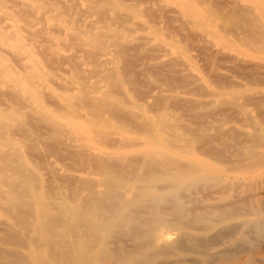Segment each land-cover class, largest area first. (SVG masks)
I'll list each match as a JSON object with an SVG mask.
<instances>
[{
  "label": "rangeland",
  "instance_id": "1",
  "mask_svg": "<svg viewBox=\"0 0 264 264\" xmlns=\"http://www.w3.org/2000/svg\"><path fill=\"white\" fill-rule=\"evenodd\" d=\"M1 126L0 153H7L0 154V168L8 169H0V180L5 175L18 183L13 169L36 178L34 185L20 184L25 199L36 204L52 195L70 210L71 222L87 205L80 202L87 192L100 194L104 179L114 181L88 174L93 159L102 156L117 171L148 152L194 163V177L180 188L187 208L203 218L220 210L241 214L209 232L211 242L220 241L212 258L264 264V0H0ZM173 143L184 152L168 147ZM236 160L244 166L240 172ZM83 180L95 185L82 182L86 189ZM8 192L0 185L3 209ZM9 209H0V263L19 264L13 258L25 254V264H38L40 255L48 260L57 246L21 244L24 235H34L11 220L15 209ZM254 220L261 224L258 236L241 226ZM230 225L240 232L232 241ZM226 248L239 250L238 260L228 263Z\"/></svg>",
  "mask_w": 264,
  "mask_h": 264
},
{
  "label": "bare ground",
  "instance_id": "2",
  "mask_svg": "<svg viewBox=\"0 0 264 264\" xmlns=\"http://www.w3.org/2000/svg\"><path fill=\"white\" fill-rule=\"evenodd\" d=\"M251 29H253V28H251ZM246 32H248V30ZM249 32H250V30H249ZM97 44L98 43H96V45ZM25 105H24V107H25ZM19 107H20V105H19ZM94 110H95V108H94ZM112 112H114V111H112ZM1 128H2V126L0 127V129ZM53 130H54V128H53ZM61 130H62V132L64 131V129H61ZM61 134H63V133H61ZM64 134H66V132ZM108 137H110V136H108ZM175 138H177V137H175ZM174 144H176V143H173L168 147L175 148L177 146L176 149H178V151L180 150V152L182 153V151H183L182 147L184 145H179V147H178V145L175 146ZM118 146H120V145H118ZM118 146H115V147H118ZM121 146H122V144H121ZM104 147H106V145ZM120 147H118V148H120ZM85 148H87V147H85ZM186 148L187 147H185L184 149H186ZM79 149H80V147H79ZM81 149L83 150L84 148H81ZM83 151H86V149ZM249 152H250V150L248 149V153ZM3 153L6 154L7 152L5 151ZM3 153L2 154L0 153V154L4 155ZM158 153L159 152H157V154ZM79 154H81V153H79ZM88 154H89V152H88ZM155 154H152V152L151 153L148 152V153L143 154V155L141 154L142 156H140V158L138 157L139 156L138 155L137 157L139 159H136L134 161L131 160L132 161L131 163H129L130 162L129 160H128L129 162L126 160L128 162L127 165L125 164L127 162L121 163V161H120L121 159H120L119 160L120 164L121 165L125 164V165H123L125 167L123 168V166H122L123 169L118 168V169H121L118 171H117V169L114 170L112 168L113 166L111 164H110V167L107 166V164L109 165V163L103 162V159H101L102 156H101V158H96L97 160L93 159L94 164L90 163V166H91V164H92V166H94L93 169H91V171H93V172L90 173L88 171V174H94L95 175L97 173V174H101L104 176L111 175V176H113L112 178L114 179V181L113 182L105 181V179L103 178L104 179L103 181L105 183L103 182L104 183L103 184L101 182L102 183L101 186L104 185L105 191L103 190V192H100V194H97V193H95V191L90 190L89 195L87 192L86 200L85 199L83 200V197H82L83 201L80 200V202L82 204L85 203L84 201L88 200V202H86L87 205L83 204L82 207L79 206V207H81L80 212L78 214L73 213L74 216L72 218V220H73L72 222L69 221L70 216L65 217V216H67L66 214H69L70 210H66L67 209L66 206H65L66 209H64L61 204L58 205L56 203V198L54 196L52 197V195L47 197V198H44L45 200L43 198H41L40 200L36 201V204H33L31 201H28L25 199L27 197L25 194V189L21 190L22 186H20V184L23 182H25V183L29 182V183H27L29 185H31L32 183L36 184V181H37L36 178L28 177L26 175L24 176L22 174L23 172H20V170L17 171L14 169L11 171L12 172L15 171L16 177L19 176V177H17L19 179L18 183H17V180L14 181V180L10 179V177H6L5 175L3 177L1 176L0 185L5 186V188L7 187L8 191H9L8 192L9 198L7 199L6 205H4V206H7L6 207L7 210H8V208L11 209V207H14V209H15V210L13 209L14 215L12 214L13 216L12 215L10 216V218L12 217L11 220H13L14 222L15 221L18 222L20 225L21 224L24 225L25 226V227H23L24 233H25V231H27L26 233L31 232L34 235V237H32L34 239H31L30 235H29V238H27V234L24 235L25 237H23L24 238L23 240L19 239L20 237H18V239L21 240L20 242H22L21 244H24V243L27 244L26 241L28 239L31 242L33 240L34 243H36L37 241H38V243H39V241L46 242V246L48 244L55 245V247L57 246L53 255L48 256V254L46 253V256L48 258V260H46V261H44V259L41 257L42 255L37 254L36 256L40 255V257H38L39 260H37L38 264H62V263L73 264L74 261H78L81 264H128V263L130 264V262H135V264H156V262H158L160 260H162V263H163V261H166L168 259H174L173 262L170 261L171 262L170 264H212L214 261H216L214 263L217 264L218 260L213 259L212 258L213 256L210 255V252L213 249V247H215L217 245L218 240L214 239L215 241H217L216 243L211 242L212 240H210L211 237L209 238V232L211 231V229L214 227L215 224L227 223L229 220L239 219V217H241V214H239L235 210L232 211L231 213L225 212L224 210L223 211L220 210V211H217L213 215V217H207V218L204 217L203 218V216L199 217V216H196L197 214L194 215L192 210H189L187 208L188 203L185 201L186 196L183 195V193L180 191L182 184L185 183L187 180H189L191 177L192 178L194 177L193 175L197 171L195 169V167L193 166L194 163H191L192 164L191 165L190 162H186L187 160L184 161L186 163H183V162H181L180 158H178L177 156L171 158V157L162 156V154H160V153H159L160 155H158V156ZM219 154H220V152H219ZM82 155H84V157H85V154L82 153ZM242 155H243V153H242ZM86 156H87V154H86ZM5 157H6V155H5ZM98 157H100V156H98ZM240 157H244V156L239 155V158ZM103 158H104V156H103ZM255 158H257V157H255ZM80 159L82 160V158H80ZM98 159L99 160L101 159V161H98ZM104 160H105V158H104ZM111 161H112V159H111ZM252 161H254V160H252ZM14 162L15 161H13V163ZM85 162H86V160H85ZM223 162H225V160ZM82 163H83V161H82ZM222 163H220V164H222ZM230 163H231V167H232V162H230ZM237 163L238 164H236V163L235 164L238 166L239 171L237 170V166H233V167H235L237 172H240L239 167L241 168L244 166L242 165V163L239 164L238 161H237ZM114 164L116 165V162H114ZM120 164L118 163V165H120ZM215 164H216V162H215ZM224 164H227V163H223L222 165H224ZM228 165L230 166V164H228ZM83 166H84V164H83ZM2 167L0 169H2L3 171L8 169L7 167H6L7 169L5 167H3V168ZM119 167H121V166H119ZM222 167H224V166H222ZM116 168H117V166H116ZM81 169H82V167H81ZM205 169H207V168H205ZM207 170H209V169H207ZM242 170L243 169L241 168V171ZM11 171H8V172H11ZM27 172H29V171H27ZM101 175H99V176H101ZM104 176H102V177H104ZM205 178H207V177H205ZM205 180H207V179H205ZM214 180H215V178H214ZM38 181H40V180H38ZM80 182L82 183V182H86V181L83 180ZM81 183L79 185H81ZM86 183H89V181H87ZM86 183H82V184L84 185ZM91 183L92 182L90 180L89 185ZM34 184H32V185H34ZM61 184H63V183H61ZM127 184L134 185L135 186L134 191L125 188V185H127ZM69 185H71V183ZM83 185H81L82 188H83ZM94 185H95V183L93 182L92 186H94ZM40 187H42V186H40ZM62 187H63V185H62ZM75 187H77V186H75ZM33 188L34 187H32V189ZM67 188H69V186ZM84 188H86L85 185H84ZM184 188L186 189L185 186H184ZM184 188H182V190ZM52 189H54V188H52ZM69 189H71V188H69ZM88 189H90V188H88ZM17 190H21V191L17 192ZM196 190H199V189L197 188ZM34 191H32V192H34ZM50 191H51V189H50ZM75 191H73L72 197L76 193ZM67 192H69V191H67ZM44 193H45V191H44ZM53 195H55V194H53ZM56 196H58V195H56ZM75 196H77V195H75ZM84 197H85V195H84ZM1 199H3V198H0V200ZM73 199L76 200L75 198H73ZM69 200H70V197H69ZM72 201L73 200H71V202ZM192 203H193V199H192ZM79 205H80V203H79ZM222 206H224V205H221V207ZM2 207L0 206V209L3 212V210L5 211L6 208L3 209ZM72 207L74 208V206H72ZM229 208H231V207H229ZM236 208H237V206H236ZM240 208H238V210H240ZM51 209L55 210L56 213L59 212L58 216H57V214L56 215L51 214L50 213ZM233 209H235V208L233 207ZM7 210H6V213L9 214L10 211L8 213ZM217 210H218V208H217ZM3 214H4V212H3ZM209 214H211V213H209ZM62 215H64V216L61 219L60 217ZM254 216H257V215L254 214ZM240 222H242V221H240ZM249 224L250 225L247 226L246 224L243 223L241 226L246 227L248 230H250L251 233L254 232V233H256V235H257V233H260V231H262L261 230V224L258 223L256 220L252 221ZM3 226H5V225H3ZM241 226H238V227H241ZM230 227H231V225H230ZM230 227H229V229L231 231V228H233L234 225L231 228ZM6 228H8V227H6ZM9 228L11 229V227H9ZM75 228L79 229L80 233H81L80 235H78L76 237H74L75 235L74 236L72 235V233L75 232V231H73ZM234 228H233V232H230L231 238L229 239V241H232L233 237L235 235H237L238 233L240 234V232L234 231ZM225 231L226 230H224V232ZM15 233L18 234V231H16ZM0 234H2V233L0 232ZM221 234L219 235V237L221 236ZM224 234L225 233H223V236H224ZM10 235H11V239L14 240V238H12L13 237L12 233ZM228 235H226V236H228ZM35 236H36V238H35ZM69 237H72V239H73L71 242H69L67 240V238H69ZM213 238H215V237H213ZM0 239H2V238H0ZM224 239H225V237H224ZM245 239H246V237H245ZM252 239H251V241H252ZM12 240H11V242H12ZM3 241L5 242L7 240H3ZM0 244H1V242H0ZM12 245H13V242H12ZM36 245H39V244H36ZM235 245H237V244H235ZM16 246H17V243H16ZM19 246H21V245H19ZM24 246L25 245H23V247H21V248L24 249ZM238 246H241V245L238 244ZM238 246H236L235 248H237ZM37 248H40V247H37ZM34 249H35V246H34ZM48 249H46V250H48ZM226 250H227V248L225 249V253H227V254H225L223 252V250L220 252V254L221 253L225 254V258H227V261L229 259L228 263L230 262V259H232V258H235L234 260L237 259L236 257L239 255L238 254L239 250L237 251V253L230 252V251H229L230 252L229 253L228 251L226 252ZM18 252L19 251H17V253ZM76 252H80V255L78 257H74V254ZM0 253H1V249H0ZM14 253L16 254V252H13L12 254H14ZM7 254H8L7 256H9V257L10 256L14 257V255H11L9 252ZM49 254H50V251H49ZM5 255H6V253H5ZM213 255L215 256V254H213ZM217 255H218V253H217ZM221 255H219V256H221ZM21 257L19 259V257L16 256V258H13V260L15 261L18 258V261L20 260L22 263V260H23L22 264H25L24 263V262H26V260H24L25 257H24V259H23V257L22 258ZM2 258H0V259H2ZM6 258H8V257H6ZM211 259H213L214 261L212 262ZM216 259H219V258H216ZM234 260H232V261H234ZM1 261L2 260H0V262ZM20 261H19V264H21ZM227 261L224 263H227ZM7 262H9V261H7ZM10 262H12L14 264L13 261L10 260ZM16 262H17V260H16ZM0 264H5V262L0 263Z\"/></svg>",
  "mask_w": 264,
  "mask_h": 264
}]
</instances>
